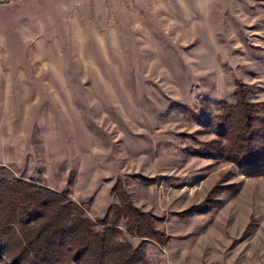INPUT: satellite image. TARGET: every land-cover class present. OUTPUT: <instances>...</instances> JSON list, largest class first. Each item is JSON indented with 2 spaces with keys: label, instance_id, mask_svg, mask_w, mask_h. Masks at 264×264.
Instances as JSON below:
<instances>
[{
  "label": "rangeland",
  "instance_id": "374dc122",
  "mask_svg": "<svg viewBox=\"0 0 264 264\" xmlns=\"http://www.w3.org/2000/svg\"><path fill=\"white\" fill-rule=\"evenodd\" d=\"M241 100L262 131L264 0L0 4V180L66 194L138 264H264V175L222 155Z\"/></svg>",
  "mask_w": 264,
  "mask_h": 264
},
{
  "label": "trees",
  "instance_id": "16d2710c",
  "mask_svg": "<svg viewBox=\"0 0 264 264\" xmlns=\"http://www.w3.org/2000/svg\"><path fill=\"white\" fill-rule=\"evenodd\" d=\"M250 108L246 101H240L237 119L244 135L224 147L222 155L228 153L227 160L235 163L242 175L259 177L264 175V137L262 140L258 136L264 133V128L261 131L256 125ZM232 111L226 115L236 116ZM123 206L125 217L133 221L129 227L131 233L143 237L144 242L158 237L149 215L130 203L125 202ZM118 219L115 216L113 220ZM98 226L66 194L22 179L0 180V264H138L143 261V245L133 250L115 240L117 230L99 231Z\"/></svg>",
  "mask_w": 264,
  "mask_h": 264
},
{
  "label": "water",
  "instance_id": "95a60500",
  "mask_svg": "<svg viewBox=\"0 0 264 264\" xmlns=\"http://www.w3.org/2000/svg\"><path fill=\"white\" fill-rule=\"evenodd\" d=\"M9 0H0V4L4 3V2H8Z\"/></svg>",
  "mask_w": 264,
  "mask_h": 264
}]
</instances>
